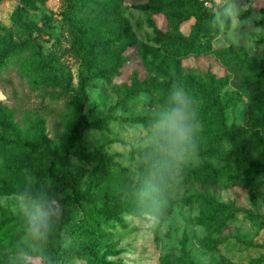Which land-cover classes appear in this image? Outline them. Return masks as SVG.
<instances>
[{
  "label": "rangeland",
  "instance_id": "obj_1",
  "mask_svg": "<svg viewBox=\"0 0 264 264\" xmlns=\"http://www.w3.org/2000/svg\"><path fill=\"white\" fill-rule=\"evenodd\" d=\"M112 1L121 5L137 46L122 53L127 60L118 65L109 81L95 79L87 87L86 115L89 119H99L107 114L112 118L142 115L149 116L147 123L112 120L101 130H86L83 134L86 151L93 152L102 147L108 164L106 170H100L96 161L81 164L72 154L74 147L67 135L69 113L60 111L61 103H50L42 90L31 85L35 64L26 58V52L0 70V105L19 130L17 138L10 132L0 131V137L5 141L0 144V178L6 179L12 186L34 185L31 179L34 169L50 168L60 173L67 163L77 178L73 184L78 190H85L97 181L95 174L102 175L94 193L78 205L64 203V198L71 196L67 187L57 198L47 201L52 212L49 225L61 217L71 222L78 221L82 215L80 208H99L114 199L120 200L118 208L135 207L139 214L122 212L119 214L121 222L104 224L97 233L100 243L98 256L113 248L117 253L105 259L114 264H161L163 259L180 258L183 251L195 264H217L221 258L234 264H251L255 259L264 264V173L245 175L248 168L245 164L234 174L237 184L232 187L187 186L191 193L210 195L235 211L234 220L222 233L226 238L224 244L217 251H208L202 244L204 229L196 223L197 208L184 205L181 201L185 193L182 167L165 162L159 152L154 158L150 154V151H156L152 125L158 112L151 96L144 92L131 99L125 110L121 106L111 109L129 84L132 73L140 79L149 76L154 30L165 31L173 25L170 17L154 11L161 0ZM211 1L222 7L226 16V24L218 21L220 32L213 39L212 48L234 44L240 46L247 56L264 60V0H240L243 6L250 4L252 8L245 18L239 14L238 0ZM68 3L69 0H0V49L2 42L22 43L30 39L38 52L47 56L53 50L52 44L57 39L61 40L64 69L72 77V88H76L82 57L70 41L69 31L61 17ZM16 9H20L23 22L38 25L37 32L29 35L14 23ZM90 16L88 25L98 38L106 33L116 36L111 16L97 12H91ZM214 16L218 20L217 11H214ZM192 23L193 20L183 24L181 34L187 35ZM114 53L105 47L100 49L104 68L109 66ZM182 72L200 80L209 77L221 79L226 82L223 91L239 94V101L232 103L225 112V124L235 129L237 144L244 148L250 160L264 165V99L256 102L253 91V87L260 84L248 85L242 74L229 72L210 54L184 59ZM21 139L27 140L30 145L43 143L44 148L34 151L20 149L14 142ZM230 147L227 143L219 145L221 150ZM52 157L59 162L53 163ZM206 162L223 169L228 175L237 166L236 161L217 163L204 157L195 158L189 164ZM34 204L22 197L0 194V221L9 220L11 227L18 228L23 218L28 220ZM61 237L63 246L76 245L66 227L62 229ZM0 264L42 262L37 257L10 254L0 244ZM71 264L86 263L75 260Z\"/></svg>",
  "mask_w": 264,
  "mask_h": 264
},
{
  "label": "trees",
  "instance_id": "obj_2",
  "mask_svg": "<svg viewBox=\"0 0 264 264\" xmlns=\"http://www.w3.org/2000/svg\"><path fill=\"white\" fill-rule=\"evenodd\" d=\"M241 18L248 16L251 5L243 6L241 1H236ZM171 18L173 25L165 31L155 29V37L152 41L153 58L148 64L149 76L140 79L136 73L130 75L129 84L125 87L118 99L116 106L126 109L127 103L139 96L148 93L152 104L156 108L164 105L169 96V88L175 82L178 86L184 85L188 91L199 101L198 117L201 125L199 133V151L196 159L208 158L217 163H229L236 161L237 166L232 174L211 164L210 162L182 167V186L185 190L181 201L184 205L195 206L198 210L197 225L204 229L203 246L208 251H217L224 244L222 235L228 224L234 220L235 211L226 203L215 200L212 196L201 193H191L187 186L203 184L220 188H229L237 184L234 174L240 171L242 165L248 168L244 172L249 174H263L264 165L251 161L246 151L237 144L235 129L228 128L225 124V112L232 103L239 101V94L223 91L226 82L215 77L200 80L182 72V61L189 57H202L212 55L224 68L234 74H242L248 85L258 82L259 86L253 87L255 101L264 99V60L255 59L246 55L244 50L237 45L230 44L218 49L212 48V41L220 32L218 21L226 24V16L222 7L216 6L211 0H161L154 10ZM218 12V20L214 16ZM91 12L101 15H109L113 19L116 36L111 37L106 33L98 38L88 25ZM62 20L69 31L73 46L82 57L77 77V87L72 88V77L64 69L63 54L60 52L61 40L52 44L53 50L47 56L41 55L32 40L22 43L11 40L1 43L0 70L10 61H14L24 55L33 61L35 68L31 72V85L45 93L50 103L60 104V111L68 112L67 135L74 147L73 155L81 164L91 161L97 162L100 170L107 169V156L102 147L93 152L86 151L83 134L86 130H101L108 126L112 120L129 122L133 124L147 123L149 116H136L130 118L115 117L110 114L99 119H89L86 115L85 102L87 100L86 89L95 79L110 80L118 65L127 60L122 55L127 49H135L137 40L130 32L129 25L124 17L121 5L112 0H69V3L61 14ZM193 20L187 35L180 32L181 26ZM14 23L27 31L29 35L37 32L38 25L28 24L22 21L20 9L14 13ZM107 48L112 52L110 64L103 67L100 49ZM0 131L10 132L16 138L19 130L9 120L7 111L0 105ZM5 143L0 137V144ZM227 143L231 147L221 150L219 145ZM14 145L20 149L34 151L44 148V144L30 145L27 140H16ZM47 151V149L45 148ZM48 152V151H47ZM147 152V151H146ZM149 153V152H148ZM154 158L158 152L150 151ZM66 159V158H65ZM52 162H59L52 157ZM102 175H94L97 180L85 190H78L73 184L77 179L73 168L65 163L61 172L49 169H34L31 179L34 185L23 184L12 186L4 178H0V194L2 196H17L33 202H47L57 198L63 188L71 190V196L64 198L66 205H78L81 201L94 193L102 180ZM66 178V181H65ZM119 199L107 202L103 206L82 209L81 218L71 222L63 217L53 220L49 225L46 238L34 239L29 234L28 220L23 218L18 228L11 227V221H0V244L10 254H23L26 257L39 258L42 264H71L75 260H83L86 264H114L105 259L117 253L113 248H108L102 256H98L100 243L97 233L101 226L111 221H119V214L127 212L133 215L140 211L135 207L118 208ZM10 230H7V227ZM66 227L68 234L76 242V245L63 246L61 231ZM10 236V237H9ZM161 264H195L187 252L178 259H163ZM217 264H234L232 261L221 258ZM251 264H261L255 259Z\"/></svg>",
  "mask_w": 264,
  "mask_h": 264
},
{
  "label": "clouds",
  "instance_id": "obj_3",
  "mask_svg": "<svg viewBox=\"0 0 264 264\" xmlns=\"http://www.w3.org/2000/svg\"><path fill=\"white\" fill-rule=\"evenodd\" d=\"M168 91V99L158 106L157 118L152 125L153 144L165 162L185 167L199 151V101L184 85L178 86L175 82ZM51 215L48 202L34 204L28 214V230L34 239L46 238Z\"/></svg>",
  "mask_w": 264,
  "mask_h": 264
}]
</instances>
